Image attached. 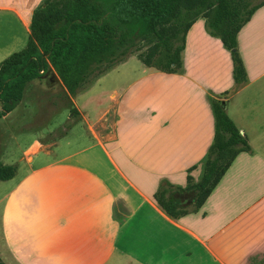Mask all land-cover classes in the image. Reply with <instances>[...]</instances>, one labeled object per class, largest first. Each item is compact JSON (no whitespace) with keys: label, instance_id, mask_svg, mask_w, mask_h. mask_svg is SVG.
<instances>
[{"label":"crops","instance_id":"crops-1","mask_svg":"<svg viewBox=\"0 0 264 264\" xmlns=\"http://www.w3.org/2000/svg\"><path fill=\"white\" fill-rule=\"evenodd\" d=\"M43 1L0 0V63L25 47ZM233 51L246 76L238 86L232 51L198 18L185 36L180 72L125 68L126 80L89 96L96 106L89 119L77 95L126 60L71 97L83 114L79 145L62 143L66 131L48 150L42 140L50 132L39 129L19 142L6 123L17 109L0 119V161L17 166L0 181V256L13 264H264V6ZM47 74L59 80L51 68ZM210 96L224 102L249 151L236 156L198 211L174 219L154 195L163 181L185 188L201 180L214 137Z\"/></svg>","mask_w":264,"mask_h":264},{"label":"trees","instance_id":"trees-1","mask_svg":"<svg viewBox=\"0 0 264 264\" xmlns=\"http://www.w3.org/2000/svg\"><path fill=\"white\" fill-rule=\"evenodd\" d=\"M44 0L31 16L25 47L0 63V119L22 101L29 83L50 68L68 96L75 97L99 78L135 55L141 64L163 73L181 71L185 36L198 18L210 36L232 51L235 85L245 82L236 37L264 0ZM214 120L201 180L185 188L163 181L154 199L170 217L196 212L209 197L236 156L248 152L247 140L226 113L223 101L209 97ZM50 133L42 143L62 136L79 116ZM57 135L55 136V134ZM16 165L0 161V181L15 176Z\"/></svg>","mask_w":264,"mask_h":264},{"label":"rangeland","instance_id":"rangeland-1","mask_svg":"<svg viewBox=\"0 0 264 264\" xmlns=\"http://www.w3.org/2000/svg\"><path fill=\"white\" fill-rule=\"evenodd\" d=\"M259 0L255 1V3ZM202 21V20H201ZM15 49L13 52H18L22 49ZM137 67L143 69L141 62L136 58L135 55L130 56L127 59V64L121 67L119 72H112L104 80H101L97 86L92 88L91 92L87 94H79L76 98V103L79 106H83L86 115L89 119H92L95 114V103L92 100H88L89 96L94 93L100 92L102 89H110L128 78L129 74L126 75L124 72L125 68ZM127 72H129L127 70ZM117 73H121L117 76ZM125 75V76H124ZM132 76V73L130 74ZM46 81L30 84L25 90L24 97L21 103L15 108L16 112L7 120V125L14 126L11 131V136L18 138L19 142L25 141L35 134L34 130H38L47 133L59 132L60 127L65 125L71 118L70 110L73 108V102L71 96H68L61 82L54 78V76L47 74L43 77ZM76 119H73L76 124L67 130L68 135L62 141L76 142V145L82 144L79 141L80 136L84 133V128L81 124H78L83 119V114L80 112ZM22 130H33L28 132H22ZM99 131H102V126H99ZM0 131L5 132L3 122H0ZM10 135V134H9ZM48 135V134H47ZM57 133L55 134V136ZM46 138V135H44ZM59 136L49 141L48 145H45L46 149H50V146L55 140L60 139ZM10 144L7 148L9 151L15 149L14 142L10 140ZM3 150H6L3 149ZM6 158V157H5ZM0 264H13L6 258L0 256Z\"/></svg>","mask_w":264,"mask_h":264},{"label":"water","instance_id":"water-1","mask_svg":"<svg viewBox=\"0 0 264 264\" xmlns=\"http://www.w3.org/2000/svg\"><path fill=\"white\" fill-rule=\"evenodd\" d=\"M0 107H1V102H0Z\"/></svg>","mask_w":264,"mask_h":264}]
</instances>
